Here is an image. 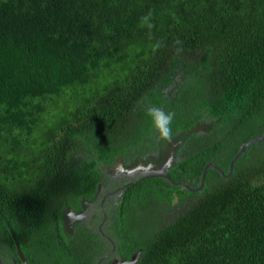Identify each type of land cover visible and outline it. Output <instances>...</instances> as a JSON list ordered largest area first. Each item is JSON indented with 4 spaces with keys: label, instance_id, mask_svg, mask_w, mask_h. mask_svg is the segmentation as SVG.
<instances>
[{
    "label": "trees",
    "instance_id": "1",
    "mask_svg": "<svg viewBox=\"0 0 264 264\" xmlns=\"http://www.w3.org/2000/svg\"><path fill=\"white\" fill-rule=\"evenodd\" d=\"M145 100L177 114L170 180L124 189L109 252L61 213L99 164L167 144ZM263 133L264 0H0V252L19 264L15 243L25 264H264V137L228 173ZM149 197L169 210L140 231Z\"/></svg>",
    "mask_w": 264,
    "mask_h": 264
},
{
    "label": "flooded vegetation",
    "instance_id": "2",
    "mask_svg": "<svg viewBox=\"0 0 264 264\" xmlns=\"http://www.w3.org/2000/svg\"><path fill=\"white\" fill-rule=\"evenodd\" d=\"M175 141L172 142L175 143ZM170 143L167 142V144H165L164 146L159 144V146L161 145V148L159 147L156 152L146 151V153L135 155L130 161L128 159L118 157L110 164H99L101 176L100 180L96 182L94 197H88L87 195L80 196V208H72V206L70 207V205H67L61 213L62 228L66 232L71 233L75 229V227H77L80 221L85 224L86 228H90L92 225H94L96 219L100 217V220L94 230L98 229L99 232L101 230H106L105 227L109 222V214L115 212L118 205V198L122 196V193L127 186L136 182L143 181L148 177H165V175L169 177L167 175V170L168 168H170L172 160L174 159L173 150L171 157L169 158L167 156ZM155 156L160 157V159ZM165 158L167 159L165 160ZM167 163L168 166L165 168ZM144 172L148 174H142ZM137 174L138 176H136L135 178H131V176ZM68 207L73 214H83L84 217L82 218V220H70L69 218L72 215H68ZM68 219L70 220L69 227L65 225ZM108 234L110 235L109 232ZM101 236L103 240L106 241L105 243L109 244V242L111 241V235L109 236V238L103 236L102 234ZM111 248L112 247H110L109 252H111ZM3 258L6 257L2 253H0V261H3ZM130 258L131 257H129V259ZM118 259L122 260L123 258L121 257ZM6 264L19 263L14 256L10 255V261H7Z\"/></svg>",
    "mask_w": 264,
    "mask_h": 264
},
{
    "label": "clouds",
    "instance_id": "3",
    "mask_svg": "<svg viewBox=\"0 0 264 264\" xmlns=\"http://www.w3.org/2000/svg\"><path fill=\"white\" fill-rule=\"evenodd\" d=\"M152 17H153V14L151 11L142 15L139 18V26L143 27V28L151 29L153 27ZM143 113H144V116H145L149 126H150V129L155 134L156 141L164 143V142H171L173 140V136H174L173 125H174V122L177 118V114L174 110H167L164 107L157 106L156 104L152 103L151 101L145 100L143 102ZM113 249L114 248L112 245L111 251ZM136 252L140 253L141 249H138L137 251L133 252L132 254L134 255ZM0 253H2V252H0ZM3 255L5 256V254H3ZM131 255H130V257H131ZM138 257H139V255H138ZM138 257H137V259H138ZM4 259H3V261H0V262H2V264H6L5 263L6 260L10 261V256L6 257ZM118 260H120V259H118ZM122 260H129V258L128 259H122Z\"/></svg>",
    "mask_w": 264,
    "mask_h": 264
},
{
    "label": "rangeland",
    "instance_id": "4",
    "mask_svg": "<svg viewBox=\"0 0 264 264\" xmlns=\"http://www.w3.org/2000/svg\"><path fill=\"white\" fill-rule=\"evenodd\" d=\"M175 140H176V138H173L172 141H175ZM162 146H164V145H162ZM142 174H148V173L144 172ZM136 176H138V174L134 175V176H131V178H135ZM165 207H166V205H165V201L163 199L159 200V198H156V197L147 198L146 203H143V205L139 206L138 210L136 211L137 219L133 220V228H139L140 231L141 230L145 231L148 227H152L154 225L153 218H155L158 213L162 214L163 213L162 210H169L168 208L166 209ZM99 220H100V217H98L96 219V221L94 222V225H92L90 228L94 230V228L96 227V225L99 222ZM105 229L106 230H101L100 231L103 236L109 238L110 235L111 236L113 235V231L109 227V225H106ZM107 231L110 233V235L108 234ZM101 241L103 243L106 242L104 240H101ZM104 244L106 245L107 248L110 249L108 244H106V243H104ZM101 245H102V243H101ZM106 247H104V248H106ZM116 259H118V258H116Z\"/></svg>",
    "mask_w": 264,
    "mask_h": 264
},
{
    "label": "water",
    "instance_id": "5",
    "mask_svg": "<svg viewBox=\"0 0 264 264\" xmlns=\"http://www.w3.org/2000/svg\"><path fill=\"white\" fill-rule=\"evenodd\" d=\"M263 137H264V133H263L261 136L255 137V138H253L252 140H249V141H247V142H245L244 144L241 145V147L239 148L238 152L235 154V156H234V157L232 158V160L230 161V164H229V171H228V173L231 172L233 161H234L235 158L240 154V152H241V151H242L247 145H249L251 142L258 141V140H260V139L263 138ZM174 146H175V143H174V142H171V143H170V147H169V151H168V153H167V156H168L169 158H170L171 155H172V150H173V147H174ZM165 156H166V155H165ZM166 159H167V158H165V160H166ZM209 165H214V164H213L212 162H208V163L204 166V168H203V170H202V174H201V179H200L199 187H197V188H190L188 185H186V184H184V185H185L187 188H190V189H198V188H201L202 185H203V180H204V177H205V173H206L207 167H208ZM167 166H168V163H167V165L165 166V168H166ZM214 166H215V165H214ZM165 168H164V171H165ZM165 177L169 179V177H167L166 175H165ZM169 180H170V179H169ZM173 183H176V182H173ZM67 210H68V215H72V216L69 218V219L72 220V221H80V220H82V218L84 217V215L81 214V213L73 214V213L70 211L69 207H68ZM69 219H68V221H66V223H65V225L68 226V227H69V223H70V220H69ZM100 225H101V224H100ZM15 246H16V252H17L19 258L22 260L23 264H25L26 261H25V259H24V256H23L22 253H21V250H20V248H19V245H18L17 243H15ZM113 248H114V245H113ZM138 255H139V252H136L134 255L131 256V258H130L129 260H118V259H114L113 261H114V264H134V263L136 262V260H137ZM0 263L2 264V262H0Z\"/></svg>",
    "mask_w": 264,
    "mask_h": 264
}]
</instances>
